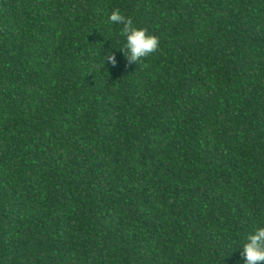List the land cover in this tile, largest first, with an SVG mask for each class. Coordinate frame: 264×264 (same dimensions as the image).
<instances>
[{
  "label": "trees",
  "instance_id": "obj_1",
  "mask_svg": "<svg viewBox=\"0 0 264 264\" xmlns=\"http://www.w3.org/2000/svg\"><path fill=\"white\" fill-rule=\"evenodd\" d=\"M0 264H264V0H0Z\"/></svg>",
  "mask_w": 264,
  "mask_h": 264
}]
</instances>
